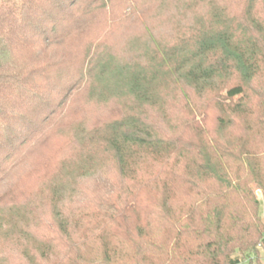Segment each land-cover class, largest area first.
<instances>
[{
  "label": "trees",
  "instance_id": "16d2710c",
  "mask_svg": "<svg viewBox=\"0 0 264 264\" xmlns=\"http://www.w3.org/2000/svg\"><path fill=\"white\" fill-rule=\"evenodd\" d=\"M136 2L0 0V173L29 162L27 150L46 149L55 129L75 121L77 89L105 103L126 100L88 131L73 172L92 178L101 149L113 156L122 185L98 194L90 213H71L66 193L71 203L76 194L51 181L41 199L51 222L45 231L32 226L34 206L5 194L1 264H262L264 219L255 191L264 194V147L250 137L264 143V0H243L238 14L217 8L206 25L177 42L155 41L136 60H116L113 47L94 51L104 43L98 37L79 80L54 96L52 87L75 67L68 55L74 42L112 17L114 3ZM223 83L233 84L211 106L214 130L192 116L190 136L161 137L148 109L163 113L171 84L205 95ZM46 160L42 166L56 170Z\"/></svg>",
  "mask_w": 264,
  "mask_h": 264
},
{
  "label": "rangeland",
  "instance_id": "374dc122",
  "mask_svg": "<svg viewBox=\"0 0 264 264\" xmlns=\"http://www.w3.org/2000/svg\"><path fill=\"white\" fill-rule=\"evenodd\" d=\"M111 7L112 17L105 16L104 18L103 16L99 23L92 24L94 27L86 34L87 37L74 42V51L68 52V55L75 63V67L69 69L66 72L68 75L61 77L55 83L54 88L52 87L54 96L56 94L60 98L64 91L66 94L68 86H72L79 80L82 63L86 61V56L90 59L87 47L98 37H103L102 42H99L101 45L104 43L102 47L94 51L102 53L105 47H113L112 54L116 60L121 62L128 61V59L136 60L143 58V54L149 48H153L155 41L162 44L177 42L179 36L191 34L197 25H206L210 15L217 8L224 11L225 8L230 9L233 14H238L245 9L243 0H138L134 5L114 3ZM238 8L239 12L236 11ZM123 11H125V16ZM110 22L115 24L112 25ZM99 24L103 25L98 26ZM68 41L70 42L71 39ZM90 55L92 56V53ZM62 57L63 55H57L58 61ZM233 83H223L219 85L217 92H208L205 95L197 94L189 88L182 90L171 84L168 90L163 92V98L166 100L163 113L158 107L148 109L149 117L156 121L161 137L167 140L174 141L183 132L190 136L186 124L192 116L198 118L202 115L198 121L206 120L205 130H214L216 110L211 106L215 105L220 96L225 94V87ZM258 85L264 86V74L259 79ZM89 95L90 90L77 89L76 96L73 98L71 116L75 121L55 129V135L51 137L46 149L36 147L33 152L27 150L26 157L29 162L19 168L6 167L0 173V198L12 192L24 203L23 205L34 206L35 210L31 215L34 228L45 231L51 226L50 217L47 215L48 209H44L46 203L41 200L51 181L64 182L66 190L71 194H76L71 203V195L66 193L67 201L70 200L68 208L71 213L79 209L90 213L98 194L103 195L107 188L122 185L113 156L109 153H102L104 150L101 149H97L98 152L94 155L92 167H96V170L92 172L94 174L92 178L84 179L82 173V175L73 174L76 167L78 168L77 162L84 147L82 142L85 136H88V131L100 120H109L113 110L122 108L121 105L126 101L112 99L105 103L94 97L98 100L97 102L94 98L89 99ZM244 136L249 145V135ZM258 140V137L255 139L250 137V141H256L259 144L257 147L263 148L264 143L261 144ZM85 146L87 150H89L88 147L92 148L86 142ZM46 158L55 161L56 170L54 168L46 170L42 166L47 161ZM255 194L261 202V213L264 219V194L261 190L255 191ZM10 198L12 197L8 196L6 200ZM37 217L38 222H36ZM3 248L0 247L1 254L5 253ZM261 262L264 264V253Z\"/></svg>",
  "mask_w": 264,
  "mask_h": 264
}]
</instances>
